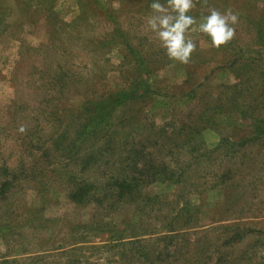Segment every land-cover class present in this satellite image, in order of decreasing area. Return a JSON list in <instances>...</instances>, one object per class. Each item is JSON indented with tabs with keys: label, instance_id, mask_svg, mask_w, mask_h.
<instances>
[{
	"label": "rangeland",
	"instance_id": "1",
	"mask_svg": "<svg viewBox=\"0 0 264 264\" xmlns=\"http://www.w3.org/2000/svg\"><path fill=\"white\" fill-rule=\"evenodd\" d=\"M151 2L0 0V264H264V0H194L193 27L210 9L238 22L220 48L187 32L188 64L148 26ZM140 60L150 94L80 136ZM164 168L181 182L151 176ZM137 177L141 194L112 185Z\"/></svg>",
	"mask_w": 264,
	"mask_h": 264
},
{
	"label": "clouds",
	"instance_id": "2",
	"mask_svg": "<svg viewBox=\"0 0 264 264\" xmlns=\"http://www.w3.org/2000/svg\"><path fill=\"white\" fill-rule=\"evenodd\" d=\"M195 7L194 0H167V6L161 0H152L150 8L154 15L148 19V26L155 33L166 50L169 59L188 64L192 53L197 48V42L186 37L189 31L206 34L211 40V46L220 48L229 43L235 35V25L238 14L231 9L221 13L210 9L209 14L202 16L198 27L195 17L190 11ZM201 46H204L201 42ZM21 133L25 128H19Z\"/></svg>",
	"mask_w": 264,
	"mask_h": 264
},
{
	"label": "trees",
	"instance_id": "3",
	"mask_svg": "<svg viewBox=\"0 0 264 264\" xmlns=\"http://www.w3.org/2000/svg\"><path fill=\"white\" fill-rule=\"evenodd\" d=\"M190 14V13H189ZM258 41L262 46L264 45V35L263 32L259 31L258 33ZM131 52L134 53V49L131 48ZM140 68L143 76H141L138 80L135 81L131 87H129L126 90L118 91L117 93L110 94L103 98L100 101L93 102L89 105V107H86L83 112L85 114V118L87 122V125L85 126L86 131H82L80 133V136L87 135L88 130L97 129L99 127L104 126L108 123V121L111 119L113 112L120 106L126 104L127 102H131L134 100H137L141 97H146L151 92V86L147 83V78L150 77V70L145 65L143 60H140ZM82 114V113H81ZM255 128V133L258 135H264V118L262 120H256V123L253 125ZM87 133V134H86ZM164 174L161 173H155L151 175L152 177H155V180L159 182H169L172 184H179L181 182V179L183 176H176L172 170L169 168H164L163 170ZM143 175V174H142ZM144 179V178H143ZM143 179L137 177V178H131V180L122 179L117 180L116 183L112 184L113 186H117L120 189V192L124 195H132V193L141 194L142 189L137 188L140 186V183L144 182ZM87 187V186H86ZM93 188H82L79 189L74 193L72 196V199L76 201L77 203H80L87 199ZM147 198L151 200L152 197H149V195H144ZM235 227H232L234 229ZM175 228H171L169 230L170 234L175 233ZM170 238H172L171 235H169ZM241 236H238L236 233L233 234V236L228 240V243H232L236 241L237 238H240Z\"/></svg>",
	"mask_w": 264,
	"mask_h": 264
}]
</instances>
